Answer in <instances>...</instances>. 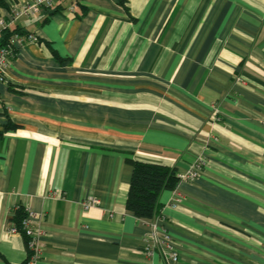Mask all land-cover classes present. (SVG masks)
Segmentation results:
<instances>
[{
  "label": "crops",
  "instance_id": "obj_1",
  "mask_svg": "<svg viewBox=\"0 0 264 264\" xmlns=\"http://www.w3.org/2000/svg\"><path fill=\"white\" fill-rule=\"evenodd\" d=\"M31 1L0 0L6 29L37 37L0 83V264L27 259L18 209L42 232L37 264H264V0H63L10 19ZM135 161L202 164L159 196L177 262L146 254L150 221L125 209Z\"/></svg>",
  "mask_w": 264,
  "mask_h": 264
},
{
  "label": "built area",
  "instance_id": "obj_2",
  "mask_svg": "<svg viewBox=\"0 0 264 264\" xmlns=\"http://www.w3.org/2000/svg\"><path fill=\"white\" fill-rule=\"evenodd\" d=\"M63 0H32L30 3H24L19 7H12L10 9V19L12 21L20 18H30L39 14L42 10H51L62 3ZM73 11V8H70ZM6 29V23L0 19V30ZM27 42L36 43L37 37L33 34L26 35H13L9 41L2 47H0V83L5 81V72L10 64V59L17 48L24 46ZM201 163H197L186 173L177 175L179 182H192L202 172L203 168ZM178 182V183H179ZM176 190V187L173 191ZM97 199L93 197H87L82 206L84 209H88L98 205ZM24 216L21 218L19 228L13 227L12 232H18L25 238V246L27 249V259L23 264H37L40 257V237L42 232L31 228V222L34 214L28 209H25ZM152 228L151 238L146 242L144 251L147 255H151L153 252H157L162 260L167 263L178 261V252L169 235L165 231L160 230L157 227L156 220L150 221Z\"/></svg>",
  "mask_w": 264,
  "mask_h": 264
},
{
  "label": "trees",
  "instance_id": "obj_3",
  "mask_svg": "<svg viewBox=\"0 0 264 264\" xmlns=\"http://www.w3.org/2000/svg\"><path fill=\"white\" fill-rule=\"evenodd\" d=\"M119 5L125 7V0H116ZM59 6V5H58ZM56 6L54 9L57 10ZM0 47L4 46L13 35H26L19 30H2ZM11 126H7V129ZM178 177L173 168L135 161L132 164V175L129 183L125 209L136 218L153 220L156 218L159 205V196L165 190L173 191L178 183ZM24 212L19 210L15 213L14 220L17 228Z\"/></svg>",
  "mask_w": 264,
  "mask_h": 264
}]
</instances>
